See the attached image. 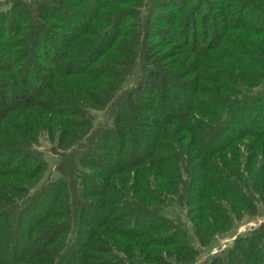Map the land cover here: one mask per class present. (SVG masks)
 <instances>
[{
  "label": "trees",
  "instance_id": "obj_1",
  "mask_svg": "<svg viewBox=\"0 0 264 264\" xmlns=\"http://www.w3.org/2000/svg\"><path fill=\"white\" fill-rule=\"evenodd\" d=\"M263 217L264 0H0V264H264L199 259Z\"/></svg>",
  "mask_w": 264,
  "mask_h": 264
},
{
  "label": "rangeland",
  "instance_id": "obj_2",
  "mask_svg": "<svg viewBox=\"0 0 264 264\" xmlns=\"http://www.w3.org/2000/svg\"><path fill=\"white\" fill-rule=\"evenodd\" d=\"M3 1V0H1ZM96 118H101V114L100 113H97L95 115ZM41 151L43 152H47L45 155V159L47 161V165H48V169L50 170V175L52 173V175H55V172H54V166L56 164V158L53 156L54 154L52 152L49 151V144L46 143L45 139L42 138L41 139V143H40V147ZM169 212V210H168ZM170 216L172 217H176L178 218L180 221L182 222H185V215L179 211L178 209H176L175 211L173 210V212L170 213ZM259 220V219H258ZM262 221H264V217L257 222H254V221H251L249 222L247 225H242L240 226L235 233L229 235V236H226L222 239H220L219 241V245L216 246V247H213L211 249H204V248H200L202 250V253L201 255L199 256V259L204 261L205 258L207 257L206 255H212L214 254V252H218L222 249H224L226 247V244H228V242H231L233 239H235V236L237 234H240V233H243L246 231V228H249V227H256L259 223H261Z\"/></svg>",
  "mask_w": 264,
  "mask_h": 264
},
{
  "label": "built area",
  "instance_id": "obj_3",
  "mask_svg": "<svg viewBox=\"0 0 264 264\" xmlns=\"http://www.w3.org/2000/svg\"><path fill=\"white\" fill-rule=\"evenodd\" d=\"M214 253H216V252H214Z\"/></svg>",
  "mask_w": 264,
  "mask_h": 264
}]
</instances>
